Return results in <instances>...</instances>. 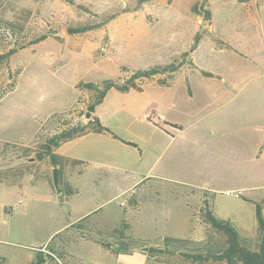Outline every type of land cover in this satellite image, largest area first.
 <instances>
[{
  "label": "rangeland",
  "instance_id": "rangeland-1",
  "mask_svg": "<svg viewBox=\"0 0 264 264\" xmlns=\"http://www.w3.org/2000/svg\"><path fill=\"white\" fill-rule=\"evenodd\" d=\"M244 2L0 0V54L26 44L0 63V264H24V256L14 262L16 251L28 254L35 247L46 252L43 264H108L103 253L108 248L144 249L151 264H224L192 262L178 248L148 250L161 246L166 236L187 239L183 245L190 248L206 240L222 243L224 237L200 214L204 196L218 216L231 215L240 230H248L244 236L252 244L257 240L255 202L261 203L264 215V147L259 158H247L256 147L250 144L252 138L244 145L235 130L238 95L252 84L246 82L250 73L243 71L250 63L224 51L244 53L245 36L264 30L263 22L248 21ZM205 9L211 17L206 18ZM80 26L88 29L68 31ZM42 34L47 36L29 43ZM196 34L199 47L191 51ZM165 64L174 70L137 78L143 91L110 88L96 109L112 132L128 138L132 124L141 127L147 111L126 112L125 102L141 107L149 99L156 101L160 114L185 128L175 140L166 137L159 151V164L170 166L164 173L174 170L175 176L155 180L148 193H135L136 187L132 195L103 202L108 191L119 192L129 183V175L120 173L115 184L69 202L82 207L102 201L99 211L68 228L61 226L62 219L56 217L65 206H58L48 157L20 155H33L36 135L52 132L59 122L88 120L82 112L94 94L80 82L104 77L123 82L136 69ZM212 68L233 77L227 83L233 89L222 98L208 88L222 80L201 77ZM137 143L144 162L146 148ZM174 151L180 156L173 167ZM115 154L122 163L133 159L121 147ZM114 207L112 219L105 220ZM103 221L102 226L86 225Z\"/></svg>",
  "mask_w": 264,
  "mask_h": 264
},
{
  "label": "crops",
  "instance_id": "crops-1",
  "mask_svg": "<svg viewBox=\"0 0 264 264\" xmlns=\"http://www.w3.org/2000/svg\"><path fill=\"white\" fill-rule=\"evenodd\" d=\"M244 3L246 18L248 21L252 20L253 23L257 21L258 24L261 21L264 26V0H248ZM243 50L244 53H237L231 50L224 51H228L240 60L243 59L250 63L246 69L243 68V71L244 74L250 73L246 82L252 84L241 88V93L238 95V114L235 130L238 132L239 139H243L244 145L246 144V140L252 138V143L250 144L252 147H256V149L254 151L252 150V152H248L247 158L256 159L260 157L264 147V30H257L256 32L253 30L249 36H245ZM240 64L242 63L240 62ZM207 70L211 75L203 74L201 76L202 78H218L222 80L220 86L211 85L208 87L209 90L217 97L222 98L223 96H226L228 94L226 91L233 89V87H230L232 86L231 84L227 85V83L232 82L233 77L228 74H222L223 70L220 71L221 74H219V71L214 68ZM238 78H240V74H238ZM191 79L192 77L189 80L192 89L190 95L194 92V86L192 85ZM156 103V101L149 99L148 102L143 103L140 107L139 105H135L134 102H125L124 111L126 112H131L133 114L138 112V110H143L147 111V114L149 113V115L145 114L143 116V119L141 120V124L143 125L141 127H139L140 124H132V130L130 131V137L128 138L121 137L114 131L115 136L107 132H87L64 141L55 148V152L62 156V191L56 193L59 199L58 206H65L64 209L62 208L57 212L59 217L57 216L56 218L62 219L61 226L68 228L78 221H84L102 208V205L99 206V204L112 201L123 194H125V197L128 194L132 195L131 192L135 191L134 189L136 187L138 190L135 191V193L139 192L141 194L145 191L148 193L150 188L155 187L153 184L155 180L172 178L175 176L176 172L174 170V173H164V170H169L170 166L168 165L166 168L165 162L159 164V151L162 153L161 149L166 137L175 140L176 137L183 133L185 128L174 120H167L165 116L160 114L161 111L158 106L156 107ZM95 114L97 115L96 107ZM99 119L103 125L107 126L100 117ZM195 137H197V135H195L194 138ZM122 140H125L126 142H123ZM137 142H140V144L146 148L144 153V158L146 159L144 162H141L143 161L141 152L142 147L140 145L138 146ZM117 147L128 149L133 157L132 161L122 163L118 160L115 154V148ZM135 153L138 154L137 158L135 157ZM179 156V152L174 151L172 154L173 167L176 162L175 158H178ZM243 156H245V152ZM49 167L51 170L52 165L50 164ZM135 168L137 171L134 170ZM120 173L123 177L126 174L129 175L128 179L130 181L125 189L119 192H117L115 188L113 189V192L108 191L109 194L106 196L105 200L100 203H95L94 205L85 206L84 204L80 207L78 204H69L71 199L75 197H83L82 199H85L91 197L98 188L102 187L106 189V186H110L111 183L115 184L117 176L120 175ZM157 183L158 181L155 182V185ZM51 185L53 186L52 175ZM141 188L142 191L140 190ZM157 192L158 191H154L153 193L156 194ZM124 202V200L121 201V203ZM115 209V207L113 209L109 208V212L104 215V219H112L110 212L113 213ZM213 210L218 216L215 207ZM221 218H229L237 227L235 223L236 221L231 215ZM104 221L97 223L89 222L86 223V225L102 226ZM105 224L109 225V223ZM176 230H181V228H177ZM238 230L242 235H245V233L248 232V230H240L239 228ZM177 234L179 233H174V235ZM42 246L44 245H40L39 247ZM32 249L33 250L28 254L24 251H16L19 258L14 260V262L21 260L20 257L22 256L26 258L24 264L25 262H30L34 258L36 250H41L42 248L35 247ZM103 253L105 257V261H103L108 264H151L148 262L147 253L144 249H135L131 252H114L108 248ZM1 254H3V252Z\"/></svg>",
  "mask_w": 264,
  "mask_h": 264
},
{
  "label": "trees",
  "instance_id": "trees-1",
  "mask_svg": "<svg viewBox=\"0 0 264 264\" xmlns=\"http://www.w3.org/2000/svg\"><path fill=\"white\" fill-rule=\"evenodd\" d=\"M240 2L248 0H237ZM206 18L211 17V11L209 9L204 10ZM88 29V26H80L76 28H69V32H80ZM47 35L42 34L32 42L34 43L44 39ZM199 41V34H196L195 39L190 47V50H194ZM26 44H20L15 48H11L6 53L0 54V63L7 60L12 53L25 47ZM173 67L172 64L155 65L148 68H140L134 70V72L127 77L123 82L110 78L104 77L99 81L80 82L79 85H83L85 88L90 90L94 95L90 99L86 108L82 114L88 117L86 122H73L65 121L59 122L55 129L46 133L45 135H36L33 143H38L33 149V155L22 154L21 157H31V159H42L48 157L51 168L52 184L58 193L62 191L61 187V162L62 156L55 152V148L58 147L62 142L85 134L87 132H107L115 136V134L105 125H103L99 117L95 114V107L101 103L110 88L118 89L119 91L126 92L130 89L142 91L143 87L137 83L136 79H150L157 73L165 71H173L169 69ZM204 75H211L210 72L204 71ZM15 83L13 80L10 83L12 87ZM164 84L168 85L165 81ZM79 85L77 87H79ZM2 95H0V98ZM126 142L125 140H122ZM27 151H32V148L26 147ZM18 156V157H20ZM200 214L203 220L213 229L220 233L224 240L222 243H213L209 240L201 242L197 247H187L183 244L187 242V239L169 237L163 238L161 246L158 248L148 247V250L154 251H172L175 249H181L184 257L192 262L203 263L206 261H219L224 264H264V215L262 213V207L260 202H255V219H256V232L257 240L252 244L250 240L242 235L235 224L229 218L218 217L213 211L212 201L203 197L201 201ZM124 249V248H123ZM46 252L43 250H36L34 258L25 264H43L45 262ZM3 257V256H2ZM0 257V259H2ZM4 258V257H3ZM1 261V260H0Z\"/></svg>",
  "mask_w": 264,
  "mask_h": 264
},
{
  "label": "built area",
  "instance_id": "built-area-1",
  "mask_svg": "<svg viewBox=\"0 0 264 264\" xmlns=\"http://www.w3.org/2000/svg\"><path fill=\"white\" fill-rule=\"evenodd\" d=\"M231 194V192H229ZM235 196H237L238 194L236 192L233 193Z\"/></svg>",
  "mask_w": 264,
  "mask_h": 264
}]
</instances>
